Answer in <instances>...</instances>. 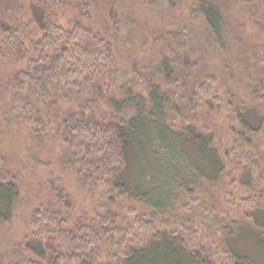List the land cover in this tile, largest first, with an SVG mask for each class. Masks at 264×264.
<instances>
[{
    "label": "trees",
    "instance_id": "1",
    "mask_svg": "<svg viewBox=\"0 0 264 264\" xmlns=\"http://www.w3.org/2000/svg\"><path fill=\"white\" fill-rule=\"evenodd\" d=\"M88 1L77 7L75 18L66 20L70 9L66 0H0V61L25 65L11 82L26 97L19 104V117L33 139L42 142L48 131L45 111H58L62 103L77 104L76 111L57 116L62 141L59 166L88 192L102 188L107 211L79 215L71 225L61 212L40 207L30 220L32 234L17 244L15 254L24 260L22 264H264V236L259 231H264V217L257 222L254 218V227L249 228L258 248L251 257L228 244L227 237L221 248H208L191 220L179 214L190 210L186 198L194 199L202 186L227 177L226 157L246 171L247 166L261 168L258 158L245 152V146H253V138L264 136L262 122L254 126L249 118L257 116L255 106L238 101L234 115L239 128L233 131L241 149L231 147L222 153L215 133L187 115L198 105L213 109L220 101L217 79L201 76L192 61L181 65L174 55L162 59L160 73L167 93L143 77L137 66L136 81L145 86L146 96L128 85L115 93L118 63L108 26L120 34V11L111 0ZM193 1L208 43L224 52L237 47L240 55L248 53L228 15L229 3L239 0ZM250 3L251 20L264 30V13L260 16L257 10L261 5L264 12V0ZM92 6L99 26L89 11ZM124 19L133 29L134 10H127ZM254 57L264 65V48ZM248 89L254 100L264 103V85L254 78ZM174 115L186 123L179 125ZM242 177L241 184L251 187V172L248 180ZM58 182H49L50 192L71 212L74 202ZM123 197L145 208L133 224L119 221L117 202ZM21 202L18 182L0 172L1 228L15 220ZM242 205L255 215L262 209L250 199ZM149 210L154 214L148 216ZM236 233L233 230L231 237Z\"/></svg>",
    "mask_w": 264,
    "mask_h": 264
},
{
    "label": "rangeland",
    "instance_id": "2",
    "mask_svg": "<svg viewBox=\"0 0 264 264\" xmlns=\"http://www.w3.org/2000/svg\"><path fill=\"white\" fill-rule=\"evenodd\" d=\"M66 1L70 6L69 12L65 15L66 20L75 18L78 14L77 7H84L89 3L88 0ZM111 1L120 11L123 24L118 36L112 29V24L108 26L109 39L118 63L115 93L121 86L128 85L136 93L146 96L145 86L136 81V66L143 77L161 85L167 93L164 76L160 73L162 59L174 55V60L181 65L190 60L199 67L201 76L211 75L217 79L220 101L215 103L213 109H209L205 104L198 105L194 113L189 111L187 115L195 124L206 126L215 133L217 146L222 153L231 147L240 150L239 143L234 142L233 131L239 128L234 115V107L238 101L244 100L255 106L257 116L249 118L254 126L260 122L264 125V103L254 100L248 89L254 78L264 85V65L257 64L254 57V54L263 51L264 30L256 27L251 20L250 0H239L234 5L229 3L231 10L228 15L233 27L248 47V53L243 56L239 54L237 47L224 52L207 42L204 22L195 14L193 0ZM129 9L134 10V28L131 30L124 19ZM257 10L260 16L263 15L261 5H258ZM89 11L99 26L94 7L92 6ZM262 25L264 26L263 21ZM24 66L12 61H0V172L18 182L22 195L15 220L7 226L0 227V264L23 263L24 260L15 254L16 246L25 236L32 234L30 220L40 207H49L61 212L62 217L68 219L71 225L79 215L107 212L105 196L101 195L102 188L93 193L88 192L72 173L59 166L62 141L58 134L57 116L63 118L76 111L77 104L62 103L58 111H45L48 131L42 142L33 139L30 129L19 117V104L26 97H22L14 90L11 82L17 70L23 69ZM172 114L175 112H171ZM173 120L179 125L186 123L184 117L178 115H174ZM258 136L259 138L252 139L254 147L245 146V152L256 156L261 168L247 166L246 171L244 167L233 166V159L226 157L227 177L218 184L202 186L194 195V199L185 197L184 203L190 204V210L184 209L179 214L191 220L190 224L200 231V238L208 248L214 245L221 248L224 238L227 237V243L235 244L242 255L252 257L251 254L256 251L255 242L250 239L249 228L254 227V218L257 222L261 216L264 217V136L262 134ZM250 172L253 176L252 186L246 187L241 184L244 182L242 176L248 180ZM53 180H58V185L71 196L75 205L71 212L65 211L51 194L48 184ZM228 195H231V198H228ZM249 199L257 202V205H262L259 215H255L251 209L242 205L243 200ZM117 205V213L121 215L119 221L124 219L130 224L145 211L143 205L125 197L121 198ZM230 206H234L235 211L229 215ZM150 214L154 213L149 210L147 215ZM155 220L160 226L161 219L156 217ZM233 230L237 232L236 238L231 237ZM259 231L262 232L260 235L264 236V231L262 229Z\"/></svg>",
    "mask_w": 264,
    "mask_h": 264
}]
</instances>
